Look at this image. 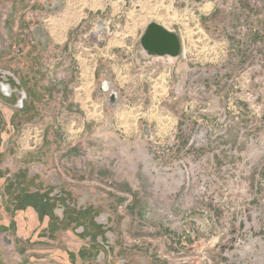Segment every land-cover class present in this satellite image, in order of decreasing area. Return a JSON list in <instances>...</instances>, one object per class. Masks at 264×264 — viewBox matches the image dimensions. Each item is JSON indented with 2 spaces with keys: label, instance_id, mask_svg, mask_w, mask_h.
<instances>
[{
  "label": "rangeland",
  "instance_id": "obj_1",
  "mask_svg": "<svg viewBox=\"0 0 264 264\" xmlns=\"http://www.w3.org/2000/svg\"><path fill=\"white\" fill-rule=\"evenodd\" d=\"M53 1L0 0V264H264V0Z\"/></svg>",
  "mask_w": 264,
  "mask_h": 264
},
{
  "label": "water",
  "instance_id": "obj_2",
  "mask_svg": "<svg viewBox=\"0 0 264 264\" xmlns=\"http://www.w3.org/2000/svg\"><path fill=\"white\" fill-rule=\"evenodd\" d=\"M140 45L143 53L149 57L176 58L183 51L181 36L156 22L147 26L140 37Z\"/></svg>",
  "mask_w": 264,
  "mask_h": 264
},
{
  "label": "crops",
  "instance_id": "obj_3",
  "mask_svg": "<svg viewBox=\"0 0 264 264\" xmlns=\"http://www.w3.org/2000/svg\"><path fill=\"white\" fill-rule=\"evenodd\" d=\"M19 1H23V0H14L15 10H23V11H25L27 6H29L31 8L29 10H31V11L35 10L36 12H40L43 7L49 9V8L53 7L52 5H54V1L53 0L52 1H49V0H35V1H32V2H35V4H32V5H27V4L23 5V4H20ZM44 1H45V5L43 4ZM71 1L74 2L73 0H64V1L62 0L61 7H62V9H64L63 11H66V12H71V11L73 12L74 11L73 7H72L73 3ZM70 2H71V4H70ZM48 9L46 10V12H48ZM42 11H43V9H42ZM64 23H65V25H64L65 29L68 28L70 23L68 21L64 22ZM48 27L50 29H52L54 27H61L60 21H58V23H55V21H54L53 23L48 24ZM61 29H62V27H61ZM40 39H41L42 43H44V44L45 43H47V44H49V43L50 44H65V41H66V38H64L62 36H59V35H56L54 37L36 39L35 40L36 42H34V43L39 44L38 40H40ZM141 55H142L143 58L146 57L142 51H141ZM5 119L9 120V119H11V117H5Z\"/></svg>",
  "mask_w": 264,
  "mask_h": 264
},
{
  "label": "flooded vegetation",
  "instance_id": "obj_4",
  "mask_svg": "<svg viewBox=\"0 0 264 264\" xmlns=\"http://www.w3.org/2000/svg\"><path fill=\"white\" fill-rule=\"evenodd\" d=\"M15 87H16V85H15ZM0 88H1V94L2 95L10 96L12 94L11 91H13V86L11 83H7L6 80H3L2 84L0 85ZM18 103H17V105L21 107V104H18ZM6 104H9V103H6ZM14 105L16 106V104H14ZM4 120H5V118H4ZM6 123H7V121H6Z\"/></svg>",
  "mask_w": 264,
  "mask_h": 264
},
{
  "label": "bare ground",
  "instance_id": "obj_5",
  "mask_svg": "<svg viewBox=\"0 0 264 264\" xmlns=\"http://www.w3.org/2000/svg\"><path fill=\"white\" fill-rule=\"evenodd\" d=\"M58 21H59V20H58ZM56 22H57V21H56ZM85 86H86V85H85ZM154 101H155V100H154ZM145 114H146V113H145ZM150 114H151V113H150ZM152 115H153V114H152ZM152 115H151V116H152ZM152 117H153V116H152ZM147 118H148V117H147ZM153 118H154V117H153ZM149 121H150V119H149ZM161 122H162V121H161ZM162 123H163V122H162Z\"/></svg>",
  "mask_w": 264,
  "mask_h": 264
}]
</instances>
